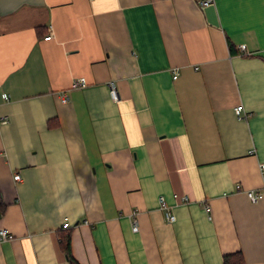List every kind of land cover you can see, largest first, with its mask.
<instances>
[{
  "label": "crops",
  "instance_id": "crops-1",
  "mask_svg": "<svg viewBox=\"0 0 264 264\" xmlns=\"http://www.w3.org/2000/svg\"><path fill=\"white\" fill-rule=\"evenodd\" d=\"M201 1L0 0V264H264V0Z\"/></svg>",
  "mask_w": 264,
  "mask_h": 264
},
{
  "label": "built area",
  "instance_id": "built-area-1",
  "mask_svg": "<svg viewBox=\"0 0 264 264\" xmlns=\"http://www.w3.org/2000/svg\"><path fill=\"white\" fill-rule=\"evenodd\" d=\"M212 3V0H202L200 2V6L201 8L203 7H206L208 5H210ZM51 37V34H48L44 37V40H49ZM239 48L243 49L244 46H240ZM87 85V81L84 77H78V78H74L71 82V86L73 88H84L85 86ZM109 95L110 97L113 99V100H116L117 99V92L115 90V87L112 83L109 84ZM4 99H7L8 96L3 94L2 96ZM66 97H62L61 98V101L62 102H66ZM234 113L235 115L237 116V118H241L242 117V108L241 106H236L234 108ZM260 171H261V174L264 175V163H261L260 164ZM20 179V175L18 173H15L13 175V180L14 181H18ZM235 189H240V186L239 185H236L235 186ZM248 199L251 201V202H256L257 200H259L264 192L263 191H254V190H247L245 191ZM174 197H176V195L174 194ZM188 199L186 197H181V201H187ZM158 203H159V207L163 210H165V220L167 222H173L175 220V216L174 214L170 211V209L167 208L166 206V203H165V198L163 196H158ZM208 210V206H205V211ZM71 226V224L68 222V221H64L63 224H62V227L63 228H69ZM132 231L135 232L137 231L138 227L135 223V221L132 222ZM8 238H11V236H9L5 230L3 229H0V240H5V239H8Z\"/></svg>",
  "mask_w": 264,
  "mask_h": 264
},
{
  "label": "trees",
  "instance_id": "trees-1",
  "mask_svg": "<svg viewBox=\"0 0 264 264\" xmlns=\"http://www.w3.org/2000/svg\"><path fill=\"white\" fill-rule=\"evenodd\" d=\"M4 207L5 206L1 201V197H0V212L4 210ZM61 245L69 264H78L77 261L73 258L70 251L69 236H66L61 240ZM222 264H243L242 255L239 252L226 254L223 256Z\"/></svg>",
  "mask_w": 264,
  "mask_h": 264
}]
</instances>
